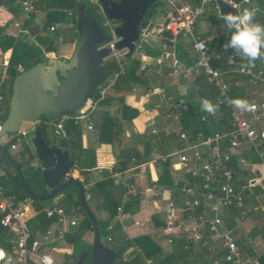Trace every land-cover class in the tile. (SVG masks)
<instances>
[{"label":"crops","instance_id":"1","mask_svg":"<svg viewBox=\"0 0 264 264\" xmlns=\"http://www.w3.org/2000/svg\"><path fill=\"white\" fill-rule=\"evenodd\" d=\"M159 2L160 5L152 11L148 20V26L145 27L146 37L143 41L139 42L140 48L134 53V55L141 61V66L136 74L140 76V81L137 82L125 74L119 75L115 80L112 77L106 82V84L101 86V90L104 91L103 99H101L100 102L88 101L86 105L76 113L87 114V117L79 122L81 125V144L83 151L78 156L73 155L75 167L71 171V175L79 179L82 184L84 182V187L87 186L90 189L98 186L95 189L92 202L89 203L90 209L94 213L96 219H98L103 226L106 224L113 226V234L118 242H121L124 239L131 240L143 234H147L142 231L141 226L135 227L133 225L135 221H138L142 225L147 221H150L152 228L155 230L161 229L153 226L152 216H158L160 212L165 209L169 210L174 208L175 205L172 203V196L173 190L175 189L174 187H176L175 184L178 182L175 177L182 176L183 180L184 172L187 173V171L191 169V166L189 165L184 172H179L172 171L169 167L170 165H175L177 163L178 158L172 160V157L176 156V153L184 146L183 140L180 139V134H186V132L183 131L184 123L181 121V118L175 120L174 117L182 111L178 106L186 104L191 95H193V101L196 102V104L193 105V107L196 106V108H194L192 114L195 115L203 112V109H201L202 107L197 104V101L200 98L197 96L196 92L198 84H196L197 77L194 73L195 58L191 51V45L189 43L185 44L182 38H179L175 44L168 43L167 49L163 50L162 45L166 42L165 39L169 38H166L157 32V29L165 22L167 14L173 10L174 6L184 3H193V0H159ZM211 4L217 9L214 0ZM249 6V10H254V13L260 11L262 18L264 19V11L258 9L255 1H250L249 4L242 2L241 5L237 6L239 13L243 12L244 9H248L247 7ZM37 13H34L30 27L37 28L38 34L40 28L45 23L44 12ZM205 14L206 12L197 21L196 29L199 23H204L206 21V18L204 17ZM19 20L20 19H15L14 16L4 7L0 8V27L6 26L10 36L16 32L13 23ZM59 27L60 26H58L54 32H57V36L53 35L55 52L45 54L46 58L53 56L59 59H69L76 48L78 40L74 30H70L69 32L71 24L68 28L59 29ZM54 33L49 34L52 36ZM196 34L207 41L209 52L213 57V60H221L222 57L225 58L226 52L231 50L228 49L226 51L225 48L219 50L221 46H224L225 41L229 42L231 37L230 32L220 34L211 30L201 33L196 30ZM23 36L24 35H22V39ZM26 40L35 43V37ZM11 55L12 49L5 53L0 52V65L4 58L10 60ZM174 71H177L175 75L173 74ZM236 77L237 79L242 80V77ZM252 89V92L256 90L258 99L261 100L262 97L259 95L264 92V88L260 87ZM123 105L127 106L129 109L138 111V116L131 122L122 119L121 114ZM104 113H108V117L112 123L121 126L120 131L122 132L120 135L112 138L113 132L111 128L108 127L107 130H104V135L102 137L103 141H100V124ZM219 115L227 117L225 111H221ZM89 126H91V129L88 128ZM29 127L30 125L28 124V126L21 128L26 130ZM54 131V125H51L47 133V139L49 141L60 139L61 136L56 137ZM153 131H155V133H153ZM186 136L189 139L187 134ZM11 138L12 136L6 135V138L0 142L7 143ZM194 143H197V140L193 141L191 144ZM19 147L20 144H18V148ZM147 150H150L147 156V162L152 160H156L157 162L150 164L144 173H141L138 170H134L133 172L134 176L131 178V182L142 191V194L138 198H130V200L136 199L138 201L137 211L135 213L125 211L129 200L123 206L121 214L117 211V207L114 216L110 219L107 205L108 203H112L113 196L116 198L119 196V192L116 191L114 187L121 185L122 182V179H113L109 176L111 169L116 165V156L121 155L124 160L133 163L141 157H144V153ZM196 150L203 156L202 160L196 163V169L198 172L203 168L208 159L203 154L205 151L202 147H197ZM16 151L10 150V152L13 153ZM233 154H236L238 157V167L241 170L249 172L248 177L250 179L253 177V179L250 180L251 184H254L253 191L262 197V202L264 203V191L262 189L264 186V164L262 162H255V155L246 147L233 151ZM170 155L171 157L166 163L168 164V171L174 185H160L158 184V179L162 174L163 165L165 164L162 163L160 159ZM70 158L72 159L71 156ZM240 159H242L243 162H240ZM34 161H36V166L34 167H39V162L36 158ZM132 167L133 165H130L128 169L121 172V178L131 176L132 173L130 172V169ZM80 169L88 171L89 175L85 178L82 177L79 174ZM176 169L178 170L179 168L176 167ZM5 173L6 171L0 167V176L5 175ZM10 173H12V171ZM107 178L112 180L114 187H108L105 184ZM154 185L156 186V195L151 196V193L145 192V190L152 188ZM41 190L42 188L39 192ZM43 190L42 192L44 193H49L50 191L47 187ZM124 193L121 196V201L123 200ZM60 197L61 196H56L53 198L56 200L54 204L47 205L44 204L45 201L43 203L36 202V204L33 205L34 207L36 206V210L33 214H30L29 209L28 224L30 230L33 233H36V237L42 238L47 231H55L56 224L53 220H51L45 228L40 229V219L37 218V214L43 211L44 208L57 206ZM250 203L254 204L255 201L251 200ZM135 214L142 215L143 220L139 219ZM70 217L78 222V218H75V215H70ZM118 217H120L123 223L127 225L126 232L121 230ZM248 217L249 215L246 214L235 218L234 224L231 228L235 239H237V237H243L238 230L239 225H245L248 222L252 224L254 227L253 229L257 232L258 230H264V211L257 213L254 217ZM109 219L111 221L108 222ZM78 226L80 227V224L78 225V223L76 226H69L67 235L62 239L54 238L52 241L43 243V251L52 256L54 264H73L72 255L75 254L73 244L66 238L70 239V235L80 232L84 226L83 222L80 228ZM257 235H259V233ZM93 238V231L84 228L81 236L76 242L78 249H87L91 247ZM102 243L104 242L102 241ZM249 243L252 245L254 252H256L258 250V245L255 241L253 240ZM215 249L216 245L210 243L208 251L215 255ZM242 250L244 254L247 253L244 248H242ZM132 251L133 249L130 248L125 254L128 255Z\"/></svg>","mask_w":264,"mask_h":264},{"label":"built area","instance_id":"2","mask_svg":"<svg viewBox=\"0 0 264 264\" xmlns=\"http://www.w3.org/2000/svg\"><path fill=\"white\" fill-rule=\"evenodd\" d=\"M36 0H23L21 2V18L13 23L15 34L12 36L19 39L27 33V30L22 28L23 22L31 19L33 13V3ZM92 7L98 10L101 16V28L108 31V36L112 37V41L106 45L110 48L109 59H115L122 69L123 59L126 57L127 50H116L115 43L118 41L114 34L115 25L108 20L103 13L100 5V0H85ZM118 1V0H113ZM213 0H193V3H184L174 6L173 10L166 16V20L159 26L157 32L163 34L167 32L171 38L165 39L162 49L166 50L168 43L175 44L179 38H187L191 45V51L195 58L194 73L196 77L202 76L206 82L212 85L218 92L216 100L213 104H219V110L213 115L204 112L201 115V122L206 123L211 117H216L221 111H225L228 117V127L219 132L213 133L212 136L203 138L201 134L197 136V143L191 144L185 133L180 134V139L183 140L184 146L176 154L178 161L174 165H170L172 171L184 172L190 165L191 169L187 171L192 177L200 178L197 183L190 184L185 179L181 182H176L174 187L184 197L183 206L180 210L184 221L187 223V237L194 244H206L207 241L216 245L214 252H223V255L216 258L212 264H260L258 255L250 256L244 254L236 243V239L232 229L226 228L223 216L231 210L238 212V216H244L249 213L257 214L264 211V203L262 197L253 191L254 184L248 180V183L241 185L243 178L236 171L228 167L229 159L236 151L242 147H246L251 153L257 156L264 164V92L259 95L261 102L258 101V94L255 91L249 100L250 105H254L250 110L234 109L230 101L239 99L230 95V89L240 86L242 77L254 89L264 88V58L258 59L252 65H247V61L241 59L231 49L225 54L227 69L222 70L219 67L212 66L213 57L209 52L207 41L196 34V23L200 17L206 12V7ZM243 3L249 4L250 0H243ZM254 11V10H253ZM67 16L71 17V11H67ZM264 17V14H263ZM58 26L50 25L47 30L49 33H54ZM10 33L7 31V35ZM146 37V29L140 30L139 42ZM138 42V44H139ZM140 48V44H139ZM138 48V49H139ZM229 58L234 60V63H229ZM239 62H241L239 64ZM247 65V66H245ZM9 59L4 58L0 65V103L4 100L5 81L8 76ZM17 71L22 72L21 66L17 67ZM122 72V71H121ZM177 71H174L175 75ZM119 76V73L112 75L110 78L114 80ZM109 78V79H110ZM107 79V81L109 80ZM228 79H234L230 82ZM106 81V82H107ZM105 82V83H106ZM114 83V82H113ZM99 100L103 99L104 91H99ZM206 98L198 99V103L202 107V101ZM181 113L174 118L178 120L182 114L188 111L187 104L181 105ZM87 114H76L78 122L84 120ZM66 119V118H64ZM63 121V120H62ZM61 121L54 125L55 136L63 135ZM26 130L20 129L17 133L11 135L15 139V143L11 145L10 150L16 151L18 144L22 141L33 150L31 141L33 139L35 125L30 124ZM91 129V126L88 127ZM155 133V131H153ZM197 147L204 149V155L208 159L203 168L197 172L196 163L202 160V154L196 150ZM190 152V153H189ZM34 153V150H33ZM171 157L161 158L162 163H166ZM157 162L152 160L147 163H142L133 166L130 169L131 176L121 178V172H111L110 178L122 179L121 185L125 193L123 200L118 206L119 214L123 211V206L130 198H138L142 191L131 182L134 176V170L141 173L146 171V168ZM240 162H243L240 159ZM31 166H35L31 163ZM179 169L177 170L176 167ZM187 174L186 172H184ZM183 174V175H185ZM86 201L91 200L90 194L86 193ZM264 191V186L262 187ZM156 186L146 189L145 192H150L151 196L156 195ZM255 203L251 204L250 201ZM33 201L28 197L17 199L14 195L7 194L0 187V227L9 234L6 243L10 247L11 257L7 258L5 252L0 248V264H27L31 261L33 264H54L52 256L43 251V243L52 241L54 238L62 239L68 233V227L77 225L76 220L72 219L61 207H47L43 209L46 218L51 219L56 224V229L49 230L42 238L36 237L29 228L28 212L30 204ZM237 216V217H238ZM121 230L126 232L127 225L118 217ZM135 227L141 226L138 221L133 223ZM109 233L113 232V226L107 227ZM171 238L169 243H171ZM111 235L107 236L106 242H111ZM264 252V251H263ZM69 255V254H68ZM145 264H154L152 259L146 258ZM73 264H76L73 262Z\"/></svg>","mask_w":264,"mask_h":264},{"label":"trees","instance_id":"3","mask_svg":"<svg viewBox=\"0 0 264 264\" xmlns=\"http://www.w3.org/2000/svg\"><path fill=\"white\" fill-rule=\"evenodd\" d=\"M23 0H2V7H4L8 12H10L15 19H20L21 17V2ZM255 1L257 3L258 9L261 11H264V0H250ZM84 4V9L87 15L92 16L96 19V21L101 25V16L98 13V10L95 7H92L87 1L85 0H36L33 3V13L31 15V19L28 21H24L22 28L27 30L31 24H32V18L34 13L37 12H46L48 10L52 9H64L71 11L72 16L68 17V19H71L72 21L75 19L77 15V10L80 7V5ZM160 5V2L157 1L154 3L149 11L147 12L145 19L142 21L141 28H145L148 26V20L151 16L152 11ZM254 23H260L261 25H264V19L262 18V15L260 11L254 13ZM50 25L43 24V26L40 28L39 33L35 36V43L30 46L29 42L27 40L22 41V37L19 39H15L14 37L7 35L8 28L6 26L0 27V52L5 53L8 50L12 49V55L9 60V68H8V76L9 79L5 81V89L6 92L4 94V100L2 103H0V124H2L8 115L9 112V102L11 97V85L12 81L19 74L17 71V67L21 66L22 71L27 70L35 66L36 64L45 62L47 58L45 57V54L48 53H54L55 47H54V36H57V32L52 34V36L47 31V28ZM71 30H75V28L72 26ZM77 34V40H80L79 34ZM228 41L224 42V45L227 44ZM224 49V46H221L219 50ZM241 62H239L240 64ZM212 66L213 67H219L222 70L227 69V64L225 61V58H221V60H212ZM141 66V61L139 58H137L134 54L130 56H126L124 58V61L122 62V69L119 66V64L115 61V59H108L105 62V70L108 74V79L116 74L119 73L125 74L126 76L131 77L135 81H140V76L136 75L139 71V68ZM122 71V72H121ZM228 81L232 82L234 79H228ZM106 84V83H104ZM103 84V85H104ZM196 84H198L197 88V96L199 98H206L209 101H214L218 97L217 90L210 84H208L204 77L199 76L197 77ZM102 85V86H103ZM252 87L246 82L245 79H242V83L240 86L234 87L231 86L230 89V95L235 98H239L242 100H246L249 102L250 97L252 95ZM94 102H100L99 99H94ZM258 101L261 102V100L258 99ZM106 102V101H104ZM198 102V101H197ZM188 106V111L182 114L181 121L184 123V129L183 131L186 132V134L189 137V141L193 142L197 140L198 134H201L203 138H207L209 136H212L213 133L219 132L224 128L228 127L227 123V117L217 115L216 117H211L207 123L201 122L200 118L202 113L192 114L194 108V104L196 102L193 101V95L190 96V98L186 102ZM199 104V103H197ZM200 106V104H199ZM178 108H181V105L178 106ZM202 109V108H201ZM122 119H126L128 122H131L134 118L138 116V111L129 109L127 106L123 105L122 107ZM58 122H55L51 120L47 115H44L40 118L37 125L40 130L43 139L46 141V143L50 146L57 145L63 150H66L69 152L70 156L72 157V161L74 159L73 155H79L82 153L83 148L81 144V125L76 119V115L67 117L66 119H63L61 121V128L63 131V135L60 137L59 140H53L49 141L47 139V133L51 125L56 124ZM108 127L112 130V138H115L117 135H120L122 131L120 125H116V123H112L110 118L108 117V113H104L101 119L100 124V141H103V135L104 130H107ZM7 136H11L7 134ZM15 139L11 138L7 143H1L0 142V153L8 155L15 159L22 170V174L24 177V181L27 184L28 188L34 193L35 195L41 197L46 195L47 193L42 192L46 186L42 182V169L41 166L34 167L31 166V163H33L34 159L36 158L35 153H33V150L29 148L24 141L20 143V147L18 150L11 154L10 147L15 143ZM150 150L145 151L144 157H141L139 160L135 162H131L128 160H124L121 155L116 156V165L111 169V172H123L126 169L129 168L130 165H138L147 162V156L149 154ZM237 155H232L229 159L228 167L234 171H236L239 175L242 176L243 181H241V185H245L248 183V180L253 179V177L250 179L249 172L245 170H241L238 167L237 164ZM74 162V161H73ZM255 162L261 163V160L255 156ZM0 167L6 171L5 175L0 176V187L4 189V191L7 194L14 195L17 199H24L27 196L25 193L21 190H19L18 187V176L15 173V171L11 169H6L3 166L2 161L0 160ZM178 167V166H177ZM179 168V167H178ZM12 171V173H10ZM107 173V172H106ZM79 174L82 177H87L89 175L88 171L79 170ZM184 179L188 181L190 184L197 183V180L199 181L200 178L192 177L190 173H187L184 175ZM105 184L108 187H114L112 180L107 178L105 181ZM158 184L160 185H167V186H173L174 183L171 180L170 173L168 171V164L165 163L163 165L162 174L160 175L158 179ZM83 185L85 183L83 182ZM98 186H95L94 188H88L86 190V193L90 194L91 200L88 201V204L92 202L95 194V189ZM42 188V190L39 192V190ZM116 191L119 192V196L116 198L113 196L112 203H108L107 210L110 214V219L114 216V212L116 211V208L121 204V196L125 192L122 185H118L114 187ZM57 196H61L60 199L57 202V206L64 209V211L68 215H83V224L82 230L78 233H74L73 235H70V239L66 238L68 241L72 242L74 252L77 248L76 242L78 238L81 236L82 231L84 228H88L89 230L93 231L90 221L85 215V212L81 206L78 190L74 187H69L62 193H60ZM44 201H39L37 203H43ZM36 203V202H33ZM138 208V201L136 199L130 200L126 206L125 211L130 213H135ZM238 216V212L231 210V212L225 214L223 216L224 224L226 228H232V225L234 224L235 218ZM37 218L40 219L39 227L45 228V226L51 221V219L46 218V215L43 211L39 212L37 214ZM108 220L111 221V220ZM97 220V224L100 231L101 238L111 235L112 241L111 242H105L107 244V247L112 249L117 255H118V261L116 264H145V259H152L154 261V264H212L214 260L221 255H223V252H219L217 254H211L208 251V246L210 245L209 242L205 244L203 247V252L207 256H211V260H203L202 256L199 254L194 253V244L188 239L187 235H180L177 237H171V243L170 246L172 247L170 250L165 249L153 236L149 234H143L141 236H138L134 239L127 240L124 239L121 242H118L117 239L114 237L113 232L109 233L107 231V227L109 226L106 224L103 226V224ZM152 222L153 226L156 228H166V222L164 218H160L157 215L152 216ZM258 232L255 229H252L249 233L251 238H255L257 236ZM103 235V236H102ZM9 238V234L3 230V228L0 227V248L5 252V255L7 258L11 257V251L9 245L6 243V240ZM236 243L239 247L243 245V238L237 237ZM130 248L133 249L131 253L126 255V251ZM242 248L245 249L248 255L250 256H256L252 245L250 243H246L245 246H242ZM241 248V250H242ZM91 247L87 249H80L77 255H72L73 262L76 263L77 258L83 253L86 252L87 254L90 253ZM243 251V250H242ZM260 264H264V252L257 256ZM87 264H89V259L87 258ZM27 264H33L31 261H28Z\"/></svg>","mask_w":264,"mask_h":264},{"label":"water","instance_id":"4","mask_svg":"<svg viewBox=\"0 0 264 264\" xmlns=\"http://www.w3.org/2000/svg\"><path fill=\"white\" fill-rule=\"evenodd\" d=\"M157 1L159 0H100L106 18L115 25L114 34L118 39L115 43L116 50H127L126 56L138 50L142 21ZM214 1L220 17L227 12L238 14L237 6L243 2ZM67 19L66 10L52 9L44 13V23L47 25L62 26ZM72 26L79 34L80 40L69 59L47 57L45 62L20 72L13 79L9 112L6 120L0 124V138L17 133L24 123H37L44 115L55 122L62 121L76 115L88 101L99 98L100 88L108 79L105 62L109 59L110 48L106 45L112 41V37L105 33L95 18L86 14L84 4L78 8ZM37 32V28L29 27L22 41L34 38ZM162 35L171 38L167 32ZM31 144L42 169V182L50 191L41 197L32 193L24 181L19 163L0 153L3 166L14 170L18 176L17 188L33 202L47 201L69 187L76 188L94 235L90 253H82L76 264H86L87 258L90 264H116L118 255L102 243L97 220L86 201L82 182L71 175L75 165L69 152L57 145H48L38 126H35ZM170 210L167 216H171Z\"/></svg>","mask_w":264,"mask_h":264},{"label":"rangeland","instance_id":"5","mask_svg":"<svg viewBox=\"0 0 264 264\" xmlns=\"http://www.w3.org/2000/svg\"><path fill=\"white\" fill-rule=\"evenodd\" d=\"M247 8L249 9L250 6L247 7ZM206 10L207 11H206V14L204 16L206 18V21L204 23H202V22L199 23V25L197 26V29H196L197 31H199L201 33H205V32L213 30V32H216V33L218 32L220 34H222V33L224 34L225 32H229L227 30L225 22L222 20V17L219 16L218 11H217V9L214 8L213 4L210 3L209 5H207ZM71 23H72V20L71 19H67L66 23L64 25L60 26L59 29L68 28V26ZM70 30H71V28H69V32H70ZM104 31H105L106 34H108L107 30H104ZM74 32L76 34V30H74ZM108 35H110V34H108ZM76 37H77V34H76ZM182 40H183V42L185 44L189 43V40L187 38H182ZM33 43H34L33 41H30L29 42L30 46L33 45ZM51 57H53V56H51ZM123 61H124V59H123ZM34 125H37V123H34ZM26 126H28V123L22 124L21 127H26ZM5 138H6V135L2 136L0 138V141L5 139ZM11 154H14V153L11 152ZM177 158H178V155L173 156L172 160H175ZM33 164L36 166V161H33ZM175 178L179 182L182 180V176L175 177ZM172 198H173L172 199V203L175 206H174V208H172L170 210L172 212L171 216H167V212L169 211L167 209L163 210L158 215L160 218L161 217L164 218V220L166 222V228H161L159 230H155L154 228H152L150 221H147L143 225L141 224L142 231L144 233H147V234L153 236L167 250H170L172 248L170 246V243H169L170 237H177V236H180V235H187V233H186L187 223L184 221L182 215H180V210H181V208L183 206L184 197L176 189H174ZM55 201L56 200H54V199H50V200L45 201L44 204H47V205L54 204ZM35 204L36 203H33V202L30 204V206H29L30 207V214H33L35 212V210H36V206L35 207L33 206ZM95 212H96V210H95ZM96 214H97V212H96ZM135 215L137 217H139V219L143 220V216L142 215H140V214H135ZM248 215H249L248 218L256 216V214H253V213H249ZM75 218H78V220H77L78 222L77 223H78V225L80 224V227H81L82 220H83V215L82 214L75 215ZM253 228L254 227L249 222L247 224H245V225H239V229L238 230L240 232V235L243 236L242 237L243 238V245L242 246H245L246 243H249L250 241L254 240L255 243L258 245V250L255 252V254L260 255L264 251V230L263 231L258 230L259 235H257L255 238H251L249 233H250V231ZM102 241L107 246V244L105 243L106 239L104 238V240H103V237H102ZM204 246H205L204 243L194 245V253L195 254H199L200 256H202L203 260H206V259L207 260H211V256H207L203 252V247ZM242 246L239 247V248L241 249ZM78 252H79V249L77 247L75 249V255H77ZM58 253H60V252H58ZM85 263L87 264V261H85Z\"/></svg>","mask_w":264,"mask_h":264},{"label":"clouds","instance_id":"6","mask_svg":"<svg viewBox=\"0 0 264 264\" xmlns=\"http://www.w3.org/2000/svg\"><path fill=\"white\" fill-rule=\"evenodd\" d=\"M222 20L231 33L229 42L224 45L226 51L233 49L236 55L247 61V65H252L256 60L264 58V25L253 22V11L244 9L238 14L227 12L223 14ZM228 61L234 63L232 58ZM230 104L234 109L240 110H250L254 107L242 99L231 100ZM202 109L214 115L219 110V104H213L208 99H204Z\"/></svg>","mask_w":264,"mask_h":264}]
</instances>
